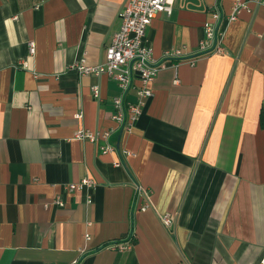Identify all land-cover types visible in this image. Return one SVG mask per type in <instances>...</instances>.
<instances>
[{"label":"crops","instance_id":"1","mask_svg":"<svg viewBox=\"0 0 264 264\" xmlns=\"http://www.w3.org/2000/svg\"><path fill=\"white\" fill-rule=\"evenodd\" d=\"M233 1L175 0L154 18L164 66L127 132L118 83L74 67L102 59L127 0H0V264H264V6L227 24ZM217 4L226 53L202 54ZM79 128L112 129L114 149ZM85 177L98 185L68 189ZM132 229L130 250L109 247Z\"/></svg>","mask_w":264,"mask_h":264},{"label":"built area","instance_id":"2","mask_svg":"<svg viewBox=\"0 0 264 264\" xmlns=\"http://www.w3.org/2000/svg\"><path fill=\"white\" fill-rule=\"evenodd\" d=\"M175 0H127L119 11L121 20L120 28L114 33L111 43L105 48L102 59L96 65L87 63L82 57L74 67L82 74H94L98 77L107 75L118 83L121 93L113 98L114 113L112 119L118 124L121 131L131 132L147 103V100L154 95L152 85L164 63L153 56V47L147 35L148 27L154 18L162 12L171 14ZM251 4L255 5L254 7ZM264 6V0H234L232 11L227 16V24L238 19L242 10L255 11V8ZM214 20L204 25V37L201 39L198 50L202 54L226 53L224 36L226 32V21L223 19V12L219 4L215 6ZM29 56L36 52V42H28ZM182 56L181 48H173L165 52L166 58H177ZM27 66V61L22 62ZM135 90V101H130L127 96L131 90ZM93 96L97 102L101 100L100 85L91 87ZM82 113H77L76 118H82ZM112 129L100 130L79 128L75 137L80 140L92 142L96 148L103 152L114 149L109 145L108 139ZM104 141L105 143H102ZM98 183L90 177H85L77 183H71L67 187L70 191L83 188H95ZM138 196L143 199L141 210L145 211L150 206L148 194L140 185H137ZM56 203L63 205V200L58 197ZM161 220L166 227H171L174 217L171 213L161 215ZM135 229H132L128 239L114 241L109 247L117 251L130 250L133 247L132 238ZM89 238V235H86ZM77 261H75L76 263Z\"/></svg>","mask_w":264,"mask_h":264}]
</instances>
